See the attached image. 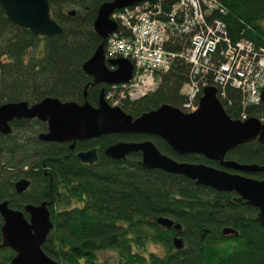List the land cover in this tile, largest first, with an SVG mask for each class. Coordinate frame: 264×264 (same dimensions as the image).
Here are the masks:
<instances>
[{"label": "trees", "instance_id": "trees-1", "mask_svg": "<svg viewBox=\"0 0 264 264\" xmlns=\"http://www.w3.org/2000/svg\"><path fill=\"white\" fill-rule=\"evenodd\" d=\"M104 1L111 0H48L50 15L63 31L47 37L13 23L0 4V105L20 100L35 103L48 96L84 99L88 76L82 64L102 42L93 22ZM151 2L167 12L175 0ZM217 2L222 11L215 10L211 16L222 20L232 42L245 38L257 49L264 48V0ZM184 41L177 39L167 46L179 51ZM188 73L189 65L175 58L169 69L158 73L153 91L135 100L122 99L118 106L132 116L161 104L181 107ZM211 83L209 75L207 84ZM99 91L87 87L86 99L94 101ZM225 98L230 101L227 106L221 102L226 113L237 119L242 110L240 91L227 86ZM245 110L249 117L264 116L263 103ZM10 126L9 133H0V202L7 200L9 207L19 210L28 203L50 202L53 229L41 247L59 264H264V225L255 219L256 209L235 201L233 192L144 168L139 153L121 160L103 153L119 137L138 140L143 135L109 134L96 144L90 142L89 147L99 146V153L98 160L88 165L73 155L85 143L76 142L71 151L65 143L39 140L45 122L13 120ZM152 140L177 160L219 167L199 154H176L157 136ZM225 157L263 164L264 145L243 143ZM20 178L30 184L17 192L14 183ZM158 217H168L180 228L163 227ZM224 228L234 232L225 234ZM174 236L182 239L181 249L174 247ZM13 255L10 248L0 247V264H10Z\"/></svg>", "mask_w": 264, "mask_h": 264}, {"label": "water", "instance_id": "water-1", "mask_svg": "<svg viewBox=\"0 0 264 264\" xmlns=\"http://www.w3.org/2000/svg\"><path fill=\"white\" fill-rule=\"evenodd\" d=\"M143 1L151 0H111L99 5L93 28L102 42L82 64L83 71L92 77V84L111 85L130 80L133 73L132 62L123 57L106 59L104 43L118 28L117 22L110 17L111 14ZM0 4L9 20L29 29L36 36L47 37L63 31L50 15L48 0H0ZM68 13L74 15V10ZM108 64L115 68L110 69ZM87 86L84 91L85 101L81 104L49 96L31 105L26 100L1 104L0 133H9L10 122L14 119L37 118L47 124V130L38 134L39 140L70 142L71 150L76 141L102 135L157 136L176 154H199L208 160L217 161L222 168L203 162L177 160L161 152L150 138L118 140L107 145L103 153L114 160L140 153L139 164L144 168L180 174L193 180L195 184L218 191L234 192L235 201L258 208L255 219L264 225V178L257 179L239 173H264V163H240L225 159L227 151L240 144L256 140L264 145V116L262 119L249 117L244 121L232 119L218 99L216 87L206 85L195 111L187 113L179 107L161 104L134 118L119 106H111L104 97V89L98 95L97 106L91 105L86 99ZM260 96L264 104V88ZM76 156L82 163L89 165L97 160L95 148L79 151ZM29 184L28 179L20 178L15 181L14 187L17 192H22ZM49 204L47 201L28 203L23 210H19L9 207L7 200L0 202V247L13 250L10 264H59L41 247L53 229ZM157 222L163 227L180 228L179 224H174L168 217H158ZM233 232L232 228L223 229L225 234ZM172 242L176 249L183 247L182 239L178 236H174Z\"/></svg>", "mask_w": 264, "mask_h": 264}, {"label": "built area", "instance_id": "built-area-1", "mask_svg": "<svg viewBox=\"0 0 264 264\" xmlns=\"http://www.w3.org/2000/svg\"><path fill=\"white\" fill-rule=\"evenodd\" d=\"M220 9L217 0H175L164 12L158 2L143 1L111 14L118 29L106 40L105 57H123L133 64L128 82L108 85L105 98L111 105L122 99L135 100L153 91L158 73L169 69L175 58L189 65L188 80L182 87L184 112L198 107L202 88L211 75L216 95L223 105L227 86L241 93L238 120L249 118L248 106L261 103L264 88V48L257 49L251 41L241 38L235 42L228 37L226 26L211 12ZM163 16V17H162ZM189 34L191 39L189 40ZM182 48L174 51L168 44L177 39Z\"/></svg>", "mask_w": 264, "mask_h": 264}, {"label": "flooded vegetation", "instance_id": "flooded-vegetation-1", "mask_svg": "<svg viewBox=\"0 0 264 264\" xmlns=\"http://www.w3.org/2000/svg\"><path fill=\"white\" fill-rule=\"evenodd\" d=\"M108 67L110 68V69H114L115 67L113 66V65H108ZM87 75V74H86ZM88 76V75H87ZM91 81H92V77H90V76H88V86L87 87H94L95 89H100V91H101V89H104V91H105V89H107V87H108V85H106V84H104V83H91ZM100 91H99V93H100ZM99 93H98V95H99ZM63 101H65V100H63ZM74 101H76L77 103H79V104H81V103H83L85 100L84 99H79V100H74ZM29 103V102H28ZM89 103L91 104V105H93V106H97V103H98V97L94 100V101H89ZM31 104H33V103H29V105H31ZM132 117H137V116H132ZM263 117H261L260 119H262ZM38 120L37 118H31V119H26V118H23V119H19V120H24V121H30V122H33L34 120ZM14 120H17V119H14ZM13 121V120H12ZM40 121V120H39ZM45 124H46V122H45ZM46 130H47V124H46ZM101 137H103V135L102 136H99V137H96V138H92V139H87V140H80V141H76V142H83V143H85V147L83 148V149H81V150H79V151H84V150H88V149H91V148H95L96 149V154H97V160H98V153H99V146L98 145H93V146H88V144L90 143V142H93V141H95V142H93V143H97L98 141H99V139H101ZM153 137H155V136H144V137H142V138H140V139H138V140H144V139H147V138H150V139H152ZM128 140H134V139H128ZM136 141V140H135ZM76 142H75V144H76ZM251 142V141H250ZM252 142H257L256 140H252ZM63 143H65V144H67L68 145V148H69V145H70V142H63ZM247 143V142H246ZM258 143V142H257ZM259 144V143H258ZM241 145V144H240ZM262 145V144H261ZM239 146V145H238ZM74 147H75V145H74ZM237 147V146H236ZM235 148V147H234ZM74 149V148H73ZM72 149V150H73ZM233 149V148H232ZM232 149H230V150H232ZM69 150H71L70 148H69ZM71 150V151H72ZM79 151H74L73 152V155L75 156V157H77L76 156V154H77V152H79ZM140 154V153H139ZM225 159H228V158H226L225 157ZM96 160V161H97ZM184 161V160H183ZM216 163H218L217 161H215ZM95 163V162H94ZM93 163V164H94ZM93 164H91V165H93ZM89 165V164H88ZM218 165H219V163H218ZM218 168H222L220 165H219V167ZM230 172H236V171H233V170H229ZM239 173H242V174H244V175H246V176H250V177H253V178H257V179H263L264 177H256V174H259L258 172H256V173H246V172H239ZM264 174V173H263ZM234 193V192H233ZM235 194V193H234ZM234 197H236V194L234 195ZM250 206V205H249ZM252 207H254V206H252ZM255 209H256V216H257V214H258V208H256V207H254Z\"/></svg>", "mask_w": 264, "mask_h": 264}, {"label": "rangeland", "instance_id": "rangeland-1", "mask_svg": "<svg viewBox=\"0 0 264 264\" xmlns=\"http://www.w3.org/2000/svg\"><path fill=\"white\" fill-rule=\"evenodd\" d=\"M119 140H128V138L119 137Z\"/></svg>", "mask_w": 264, "mask_h": 264}, {"label": "bare ground", "instance_id": "bare-ground-1", "mask_svg": "<svg viewBox=\"0 0 264 264\" xmlns=\"http://www.w3.org/2000/svg\"><path fill=\"white\" fill-rule=\"evenodd\" d=\"M159 7H160V5H158ZM189 36H190V39H191V35L189 34Z\"/></svg>", "mask_w": 264, "mask_h": 264}]
</instances>
